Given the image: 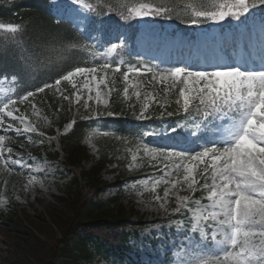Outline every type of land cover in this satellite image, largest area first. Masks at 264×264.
Returning <instances> with one entry per match:
<instances>
[{
	"label": "snow or ice",
	"instance_id": "1",
	"mask_svg": "<svg viewBox=\"0 0 264 264\" xmlns=\"http://www.w3.org/2000/svg\"><path fill=\"white\" fill-rule=\"evenodd\" d=\"M183 11L188 14L182 15ZM50 12L58 23L68 22L81 33L84 20L93 27L99 24V31L107 39L106 47L98 54L106 59L91 67L76 66L54 82L7 98L0 105V129L13 131L18 136L36 132L25 115L15 114L20 111L15 106L24 104L45 89H56L69 103L74 97L77 104L83 99L81 88L86 89L89 95L83 107L87 110L88 101L93 99L97 105L107 106L114 90L107 80V70L122 74L127 85L123 90L126 100L130 99L129 88L139 100L140 81L136 77L151 74V81L164 85L165 96L178 90L177 108L168 111L167 101L161 103L162 110L156 118L162 123L137 132L139 144L153 159L159 157L162 162H170L172 172L183 170L187 189L193 195L204 190L207 193L204 199L208 201L205 205L201 199L177 197V206L172 212L184 210L190 213L192 228L180 241L173 242L174 246L179 245L174 247L173 254L175 257L183 247L185 257L189 252L194 255L191 259L181 257L170 264H264V0H190L183 6L171 0H135L131 3L121 0L118 7L108 4L107 0H98L95 5L85 0H51ZM93 14L107 19L93 21L90 19ZM157 20H178L197 29L192 34L196 40L171 25L161 28ZM0 30L13 34L12 42L18 45L25 28L19 24H0ZM134 36L141 43L149 42L157 51H175L177 55L144 58L136 53L135 62H125L122 58L110 62L108 58L127 53ZM84 38L91 42V45L86 43L85 48L96 45L93 36ZM210 39L215 55L193 60V48L199 50V45ZM52 41L62 43L58 35ZM182 50H188L189 55L183 56ZM44 64L38 49L36 54L24 59L20 71L31 74ZM122 68L125 69L123 72ZM3 75L9 78L7 73ZM11 78L17 79L15 74ZM77 78H83L79 87ZM62 81H67L74 90L69 95H63L67 89L61 87ZM149 95L145 94L139 113H133L137 120L153 119L148 112ZM31 106L35 111V104ZM102 114L97 113L98 116ZM107 115L114 113L108 111ZM173 116L182 119L168 123L165 118ZM6 118L10 121L7 124ZM88 118H91L90 114ZM146 137L159 138L163 143L149 145ZM4 140L5 135L0 134V160L10 170H15L14 165L30 168L22 157L12 158L14 149L6 148ZM132 159L136 160V156ZM164 168L168 169L169 164L165 163ZM168 175L170 173L165 172L164 179L155 180L152 190L155 191V185L162 182H170L173 188L180 183L178 179L169 181ZM35 180L36 177H31L28 185ZM28 185H25L26 190ZM168 195L166 189L164 197ZM160 208L169 211L164 203Z\"/></svg>",
	"mask_w": 264,
	"mask_h": 264
},
{
	"label": "rangeland",
	"instance_id": "2",
	"mask_svg": "<svg viewBox=\"0 0 264 264\" xmlns=\"http://www.w3.org/2000/svg\"><path fill=\"white\" fill-rule=\"evenodd\" d=\"M184 1L190 2V0ZM157 24L160 23L157 22ZM81 27L85 36L90 35L95 38L99 45L98 48L103 46L98 43V33L89 25L88 20H84ZM89 44L91 45L90 41ZM94 55L97 58L94 61L97 63H103L106 59L98 52ZM116 76L117 73L107 70V80L111 82L110 87L114 89L107 106L97 105L93 99L88 101L89 109L86 110L83 105L89 93L83 88H81L83 99L79 104L75 103L74 97L72 103L63 100L62 95L57 93L56 89H48V94L59 104V107L70 105L81 114V117L88 116L91 113L89 111L102 112L118 102L123 105L137 104L140 108L141 103L145 102V94H150L148 97L150 106L163 103V98L158 90L153 89L152 85L157 88H162L164 85L151 81V76L146 85L140 86L139 84L141 92L139 100L133 94L132 88H129L130 99H125L123 90L127 85L121 77L120 85L114 86ZM82 80L83 78H77L78 87ZM14 83L13 79L0 82V105L7 98L16 96ZM61 87L67 89L63 95H69L74 91L67 81H62ZM92 95L94 96L95 93L93 92ZM37 99L36 95L24 104L15 106L20 110L15 114L25 115L28 121L35 126L36 132L18 136L13 131L3 132L0 129V134L5 135L6 148L12 146L9 140L12 136L15 141L23 143V148L13 151L12 158L22 157L26 164L31 165L30 168H20L14 165L12 168L15 170H10L4 161L0 160V264H70L72 262L71 256L58 251V248L62 247L61 244L58 248L55 249V247L57 241L61 239V232L56 227V223L61 224L71 217V205H74L75 195L70 186L74 171L54 159L60 149L56 137L59 133L55 121L56 116L39 109L37 106L39 99ZM32 104L36 106L35 111H33ZM8 122L10 121L6 118L5 123ZM191 124L190 120V127ZM70 130L71 127L68 126L64 134L69 133ZM114 134L112 128H104L102 122L95 121L89 132L80 142H77L81 150L77 155L76 170L77 172H89L92 168L101 169L98 170L101 190L96 195L92 191L89 192L86 195L87 198L108 205L104 210L108 219L122 216L129 223L137 224L140 230L135 237H131L126 254L119 257L101 256L93 254L92 248H87L88 251H92L91 258L85 260L78 256V264H170L181 257L191 259L194 253L189 252L185 257L183 247H180L175 257L173 254L174 247L179 246H174L173 242L180 241L192 228L189 220L190 213L184 210L182 213H174L172 210L177 206L178 196L201 199L202 204L206 205L208 201L204 197L207 193L201 189L193 195L183 182V170L174 173L170 162H162L159 157L153 159L151 155L145 154L137 135L134 140H104ZM145 140L149 145L163 143L159 138L146 137ZM5 155H8L6 151ZM134 155L136 160L132 159ZM165 163L169 164L168 169L164 168ZM165 172L170 173L167 177L169 181L178 179L180 183L173 188L170 182H162L156 184L155 191H153L152 185L155 180L164 179ZM33 176L36 177L35 182L28 185V180ZM203 182L201 179L200 183ZM25 185H28L27 190ZM196 187L199 189V185ZM166 189L169 190L167 198L164 197ZM157 196L161 199L157 200ZM161 203L165 204L168 212L160 208ZM52 214L55 217L54 222L50 218ZM9 227H15L17 230L14 232ZM79 248L73 247L72 254L78 255Z\"/></svg>",
	"mask_w": 264,
	"mask_h": 264
},
{
	"label": "trees",
	"instance_id": "3",
	"mask_svg": "<svg viewBox=\"0 0 264 264\" xmlns=\"http://www.w3.org/2000/svg\"><path fill=\"white\" fill-rule=\"evenodd\" d=\"M88 1L94 5L98 2V0ZM111 1L107 0V3L114 7L119 6L116 5L115 0ZM48 3L49 0H0V24H19L25 28L23 38L18 45L12 42L13 34L0 31V78L4 77L3 73H7L8 76L15 74L24 90H34L36 86L53 82L66 73L70 65L63 62L62 56L65 53L77 54L78 49L83 45V40L70 25L54 21ZM96 18L102 17L96 16ZM57 35L62 43L52 41ZM38 49L45 64L31 74L21 72L20 67L24 59L36 54ZM127 62L135 61L132 58ZM46 97L47 103L42 104V108L45 112L50 110V113L57 114L58 126L67 121L75 122L72 123V133L59 138L61 151L57 153V159L74 171L70 187L74 192L75 201L74 205H71V217L61 224L56 223V227L61 232V239L57 241L55 249L61 244L62 247L58 248V251L71 256L70 264H78V256L85 260L90 259L92 251L93 254L101 256L126 252L129 235L135 233L136 229L132 231L131 223L122 216L108 219L104 213L108 205L93 201L86 196L91 191L94 195L100 192L101 169L92 168L89 172L76 170L77 155L81 150L77 142H80L85 133L87 121L79 119V114L76 115L77 112L70 107L63 105L61 108L56 101L49 99L47 95ZM113 111L114 115H122L118 105ZM50 218L54 222L53 214ZM9 228L14 232L17 230L15 227ZM73 247H80L78 255L72 254ZM87 248H92V251H88Z\"/></svg>",
	"mask_w": 264,
	"mask_h": 264
}]
</instances>
